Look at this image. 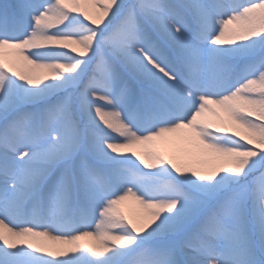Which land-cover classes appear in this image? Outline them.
I'll return each instance as SVG.
<instances>
[{
	"label": "snow or ice",
	"instance_id": "snow-or-ice-1",
	"mask_svg": "<svg viewBox=\"0 0 264 264\" xmlns=\"http://www.w3.org/2000/svg\"><path fill=\"white\" fill-rule=\"evenodd\" d=\"M86 2L0 0V264H264V0Z\"/></svg>",
	"mask_w": 264,
	"mask_h": 264
},
{
	"label": "rangeland",
	"instance_id": "rangeland-1",
	"mask_svg": "<svg viewBox=\"0 0 264 264\" xmlns=\"http://www.w3.org/2000/svg\"><path fill=\"white\" fill-rule=\"evenodd\" d=\"M65 2L68 3L69 5H72L73 0H65ZM79 4L82 11L83 10H87L89 12L92 11L91 5L87 3L86 0H79ZM146 149L158 151L162 155H164L165 158H169L176 154L174 146L169 144L167 140L163 138L157 139L148 145L137 146L133 150L138 151L143 155ZM123 151H127V150H123ZM199 167H201L202 169H206L207 165H199ZM120 209L126 216L130 218H136L139 215H142L144 212V210L136 203V201L133 198H129L128 200L124 201L120 205ZM90 242L91 241L88 240L80 241V243H90ZM50 247L52 250H59L67 246L59 245V244H51Z\"/></svg>",
	"mask_w": 264,
	"mask_h": 264
}]
</instances>
